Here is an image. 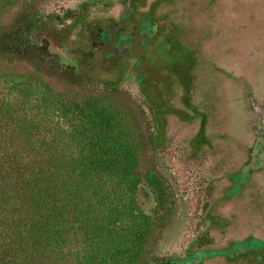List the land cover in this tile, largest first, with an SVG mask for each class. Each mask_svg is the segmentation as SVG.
<instances>
[{
  "label": "rangeland",
  "instance_id": "rangeland-1",
  "mask_svg": "<svg viewBox=\"0 0 264 264\" xmlns=\"http://www.w3.org/2000/svg\"><path fill=\"white\" fill-rule=\"evenodd\" d=\"M36 1L43 14L79 15L88 0ZM127 2L101 0L67 22L73 38L61 33L58 55L89 74L96 91L117 86L110 105L123 111V130L134 133V118L140 133H152L159 144L146 146L139 168L165 181V207L145 186L123 196L152 222L143 259L187 262L204 250L214 255L202 264H258L257 253L235 252L245 240L247 249L264 247V168L238 177L251 161L261 121L250 99L261 106L264 98V0H138L132 15ZM16 11L4 10L0 27ZM99 29L123 35L116 56L110 54L118 37L107 47L94 45ZM151 31L158 37L148 43ZM8 64L18 74L32 70L25 62ZM13 83L1 81L0 89ZM225 249L231 252L220 255Z\"/></svg>",
  "mask_w": 264,
  "mask_h": 264
},
{
  "label": "trees",
  "instance_id": "trees-1",
  "mask_svg": "<svg viewBox=\"0 0 264 264\" xmlns=\"http://www.w3.org/2000/svg\"><path fill=\"white\" fill-rule=\"evenodd\" d=\"M1 1L0 20L17 11L0 27V83L14 82L0 89V264H159L143 259L152 222L123 201L145 186L165 207V181L139 168L146 146L159 144L134 118V133L123 130V111L110 105L117 86L96 91L89 74L58 55L67 22L101 0L84 2L79 15L43 14L36 0ZM15 61L31 72L8 70Z\"/></svg>",
  "mask_w": 264,
  "mask_h": 264
},
{
  "label": "flooded vegetation",
  "instance_id": "flooded-vegetation-1",
  "mask_svg": "<svg viewBox=\"0 0 264 264\" xmlns=\"http://www.w3.org/2000/svg\"><path fill=\"white\" fill-rule=\"evenodd\" d=\"M138 0H129V2H127V7L125 8V10L128 11V14H135L136 12V9L134 8V3L137 2ZM73 24L75 22H72ZM153 29H155L156 31V25L152 27ZM156 33V32H155ZM153 31H151V39H148V43L150 41H153L155 40L158 35L155 34ZM93 35L95 33H92ZM91 34V35H92ZM148 34V33H147ZM145 35V34H144ZM69 37H72L70 34H68ZM114 37H118V41L116 42V45H115V50L114 52H112L110 54V56H116L120 51H121V41L123 40V35H119L117 36L115 33H114V30L113 29H109L108 31H104L102 29H99L97 31V36H94L95 38V42H94V45H99L100 47H107L109 45L112 44L113 42V39ZM73 38V37H72ZM132 38V37H131ZM134 38V36H133ZM110 41V42H109ZM115 41V40H114ZM109 42V43H107ZM262 101V105L259 106V105H256V103L254 102V99L251 98L250 101L255 104V107H253L254 111L257 113V115L260 117L261 121H260V126L259 128L257 129L256 131V141H255V145L253 146V151H251V161H250V165L247 164L248 166L244 168L243 172L245 173H239V178H244V177H248V175L246 174H249L250 170H254V171H261L263 168H264V98L261 99ZM245 175V176H244ZM240 186V184H239ZM246 241V240H245ZM245 241L242 242H239L237 245H236V248L238 251L235 252L238 256H242L243 258H246L249 257L250 253H257V260H258V264H264V261L262 260V255L263 253H261V251H264V247L261 246V247H256V248H251L250 249H247L246 246H245ZM255 241V240H254ZM261 242H264V241H261ZM259 248V249H257ZM250 250V251H249ZM242 251V252H241ZM231 252L230 249H225L223 251H220V255H228V253ZM209 255H214V252H211V253H206L203 251H197L196 253H194V256H195V259H189V261L187 262H173V263H170V262H165V263H159V264H202L204 262V260L206 259H212L213 257L209 256ZM213 260V259H212Z\"/></svg>",
  "mask_w": 264,
  "mask_h": 264
}]
</instances>
